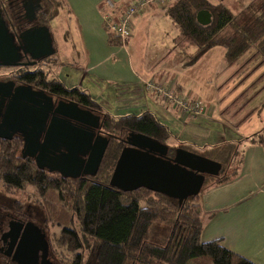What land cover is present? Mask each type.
<instances>
[{
    "label": "trees",
    "instance_id": "trees-1",
    "mask_svg": "<svg viewBox=\"0 0 264 264\" xmlns=\"http://www.w3.org/2000/svg\"><path fill=\"white\" fill-rule=\"evenodd\" d=\"M43 1L39 0L44 4L40 14L43 23L48 24L61 13L67 14L63 0ZM199 10L211 14L209 24L200 25L196 21ZM243 10V17L237 20L226 5L209 0H175L166 9L181 33L199 48L198 55L219 45L225 47L226 60L231 63L255 45L264 59V0H250ZM107 12L105 5L104 13ZM107 31L109 42L120 45L112 32ZM57 78L48 81L39 70L37 85L101 114V128L111 135L98 171L92 176L64 178L39 170L33 161L5 151L0 153V180L20 182L14 188L34 186L38 197L43 198L39 201L43 205L41 211L55 231L56 257L61 264H187L197 257H207L212 264H254L225 248L220 239L203 242L200 238L203 226L199 195L205 185L222 184L235 177L238 141L208 146L178 141L177 146L221 164L218 175H206L200 192L181 204L143 187L127 192L119 190L108 183L124 146L117 137L123 139L128 132H137L168 143L173 137L171 130L150 111L112 115L87 91L77 86L67 88ZM248 139L259 142L263 134L259 131ZM3 205L6 204L0 206Z\"/></svg>",
    "mask_w": 264,
    "mask_h": 264
},
{
    "label": "crops",
    "instance_id": "crops-1",
    "mask_svg": "<svg viewBox=\"0 0 264 264\" xmlns=\"http://www.w3.org/2000/svg\"><path fill=\"white\" fill-rule=\"evenodd\" d=\"M112 1L117 9L114 16H117L132 0ZM209 1L226 5L225 0ZM233 1L245 7L250 2ZM63 2L67 10L65 15L69 19L73 17L77 26L79 42L75 43L72 31H69L68 35L62 34L61 37L65 38L78 54L82 52V59L71 60L82 62L78 69L85 84L86 81L88 84L92 83L98 96H105V88L109 89L112 86L117 87V92L113 90L110 93L113 92L119 99L122 98L120 92L128 93V97L119 101V107H115L114 113H111L98 101L99 99L90 94L89 87H80L87 91L104 111L115 116L130 114L126 113L127 111L140 110H132V107L150 111L168 126L173 134L171 140L176 145L178 141L197 146L216 145L225 141L239 142V163L235 177L222 184H207L199 195L203 226L200 238L203 242L220 239L225 248L254 264H264V87L256 91L252 97L254 100L251 98L245 102L237 100L238 92L230 94L227 89L224 91L226 94L222 93L223 88L227 87L226 84L232 82L234 85L233 80L240 73L237 70L223 69L230 64L225 60L223 46L209 48L185 67L182 65L185 62H179V57L172 59L162 68L161 61L157 58L158 53H155L154 57L140 55L138 41L151 24L158 26L153 37L156 39L154 43L158 44L159 52H161L159 36L165 39L161 42L162 46L178 48L177 55L182 51L191 57L194 51L199 52V48L197 51V46L181 33L180 28L167 15L166 9L175 0L169 1L164 7L149 3L143 12L136 14L135 17H138L134 21L135 24L132 21L131 35L123 45L109 42L110 35L103 22L105 9L103 0ZM146 19L149 24L145 25L143 31H138V25L144 24ZM211 51H217L214 52L215 59L212 58ZM222 54L223 59H220ZM202 56L203 66L196 64ZM260 65L263 66L259 70L261 72L264 63ZM149 67L157 70L155 73L147 71ZM253 78L254 75L249 73L246 78L248 85L243 87L250 90ZM144 80H154L170 86L183 99L202 102L205 109L200 114L191 116L163 100L164 104L157 102L152 92L148 93L143 89ZM249 107H253V110ZM227 110L230 112H226ZM247 120L251 123H246ZM259 131L263 134V140L251 142L248 136ZM187 264L212 263L207 257H197L190 259Z\"/></svg>",
    "mask_w": 264,
    "mask_h": 264
},
{
    "label": "water",
    "instance_id": "water-1",
    "mask_svg": "<svg viewBox=\"0 0 264 264\" xmlns=\"http://www.w3.org/2000/svg\"><path fill=\"white\" fill-rule=\"evenodd\" d=\"M196 21L207 25L211 14L207 10H199ZM4 24L0 8V65H19L16 62L19 59L17 47ZM19 39L25 42L23 51L37 59L56 52L52 34L46 25L25 30ZM30 48L37 49V54H33ZM0 86L5 84L0 83ZM19 88L14 89V99L7 103L5 111L0 110V130L11 122L28 128L32 133L37 122V138L40 135L43 138L39 146L41 150L38 155L30 154L29 157L34 159L38 169L45 168L64 178L95 175L111 136L94 132L101 128V114L83 108L73 100H59L54 105L51 97L45 96L43 91H33L31 86ZM49 114L51 118L46 123ZM30 140L27 148L34 143L36 136L32 135ZM125 141L128 146L121 148L108 182L125 192L143 187L177 199L181 204L187 197L200 192L206 175L217 176L221 169L219 162L180 146L175 147L172 158H167L168 145L142 133L128 132ZM60 145L65 147L62 155L57 154L49 160L53 161L52 165L47 164L45 161L49 157L44 154L45 150ZM27 251L29 255L33 253L31 245Z\"/></svg>",
    "mask_w": 264,
    "mask_h": 264
},
{
    "label": "flooded vegetation",
    "instance_id": "flooded-vegetation-1",
    "mask_svg": "<svg viewBox=\"0 0 264 264\" xmlns=\"http://www.w3.org/2000/svg\"><path fill=\"white\" fill-rule=\"evenodd\" d=\"M38 2L39 0H0L1 14L5 22L4 26L7 28L8 34L13 37L12 41L17 47V53L19 55V59L16 61L19 65H0V83L3 85L5 84V86H0V110L3 112L5 111L7 103L14 99V89L22 86H31L33 91H43L45 96L51 97V101L54 105H56L59 100H71L69 97L56 94V92L52 91L50 88L44 89L37 85V72H39V70L44 72L45 78L48 81L54 78V76L45 73L47 71L45 67L50 65L48 60L54 54L37 59V57H32L29 52L25 53L23 51L25 42H21L19 39L22 33L38 25H48L42 22V15H40L44 8V4ZM51 34L53 33L51 32ZM30 51L33 54H37V49L30 48ZM39 100H41V98ZM41 105H43V103H41ZM50 118L51 115L49 114L46 118V123H48ZM61 125L67 127L64 123ZM3 127L4 128L0 130V134L2 133V135H0V153L6 151L7 154L10 153L21 159H29L34 162V159L29 157V155H38L41 150L39 146L43 141L42 135L37 138V122L35 123V129L32 133L28 128L22 127L17 123L13 124L9 122V124H5ZM90 130L93 131V129ZM94 132H99L101 136H107V132L102 128ZM30 135H35L36 140L33 144H29L27 148L28 143L31 142ZM126 135L123 139L117 137L119 141L124 143V146H128L125 141ZM54 144L55 143H53V145ZM64 148L65 147L61 145L56 146V148H47L44 154H46L49 159L45 162L52 165L53 161L49 160L56 157L57 154L61 156ZM174 149V146L168 145L167 158H172L174 156ZM18 162L19 160L16 161V163ZM39 170L47 171L45 168ZM0 181V186L2 184L5 187L14 188V184H19V182L16 181ZM21 205L19 200L13 199L9 204L3 205L4 207L0 206V260L2 262L0 264H61L60 260L56 257L57 247L55 240L56 235H54L55 231L43 216L41 211L43 205H41V202L37 201V205L32 207L25 205L23 208ZM30 245L34 251L29 255L27 248Z\"/></svg>",
    "mask_w": 264,
    "mask_h": 264
},
{
    "label": "rangeland",
    "instance_id": "rangeland-1",
    "mask_svg": "<svg viewBox=\"0 0 264 264\" xmlns=\"http://www.w3.org/2000/svg\"><path fill=\"white\" fill-rule=\"evenodd\" d=\"M45 1L47 2L48 0H44L43 2L45 3ZM212 1H215V0H212ZM225 3H226V6L229 7V9L232 10L234 14L237 16V20H240L243 17L242 11H244L243 9L245 7L243 6V4L237 1H233V0H225ZM51 10H52V7L49 8L50 12ZM137 17L134 16L132 18L133 24H135L134 21ZM147 24H149L148 19L145 20L144 24L142 23L138 25V31L139 30L143 31L145 25L147 26ZM47 26L50 29V31L53 33L52 36H53V42H54V47L56 48V52L54 53V55H52L49 58L48 62L50 63V65L45 67V70H47L45 73L50 74L51 76L58 77L57 79L60 82L62 81V83L67 88L69 87L72 88L75 86L79 88L89 87L90 94L93 95L97 100L99 99L98 101L105 107L106 110H108L111 113H114L116 109L115 107H119V104H120L119 101L123 100L124 98L126 99L128 97V93L125 91L120 92L119 94L122 96V98L119 99V96L117 97V95L114 94L113 92L110 93L113 90L117 92V87L112 86L109 89L105 88L106 89L105 94H104L105 96H101V95L98 96L95 93L96 89L92 83L88 84V82L86 81V84H85V81H83V78L81 75V71L80 69H78V67L82 65V62H73L71 60V59H76V58L82 59L83 57L82 52L78 54L77 51L71 48L69 42H67L65 38L61 37L62 34L68 35L66 31L68 32L72 31V36H74L75 38V43L79 42L78 29L73 20V17L69 19L63 13H61L60 16H57L55 19L50 20ZM157 28L158 26L156 24H151L148 26V28L145 29L142 39L138 41V46L140 47L139 49L140 55H144L146 57L148 56L154 57L155 53H158L159 55L157 56V58L159 59L158 61H161L162 68H164V66L167 65L168 62H170L172 59H175L176 57H179V62L180 61L185 62L184 64H182L184 67L188 65V63H191L190 61L196 58V56L198 55V52H195V51L193 53L190 52L191 57L190 56L188 57L186 53L182 51L180 52L179 55H177L178 48L176 47L162 46L161 42L165 41V39L160 38V36H159V43L161 46V52H159L157 50L158 44L156 42L154 43L156 39L153 37V35L157 32ZM183 48L185 47L183 46ZM197 51H198V47H197ZM211 52H212V58L215 59L216 56L214 55L215 54L214 52H217V51H211ZM225 53L226 51L224 52V56L226 60ZM139 54L137 53L136 55L138 56ZM204 56L199 58L196 64H202L203 66L204 59L202 58ZM84 57H85V53H84ZM213 59L211 60L214 61ZM220 59H223V54L222 56H220ZM261 63H264L263 57L257 53L256 46L251 45L249 49H247V51H245L243 54L238 56L227 67L223 68V69H229V70H237L240 73L233 80L234 85L232 82L226 84L227 87L225 86L223 88L222 93L226 94V92L224 91L227 89H228L227 91L230 92V94H232L233 92H238L237 100H239L240 102H245L246 100H250L252 97H254L253 95L256 93V91H258L261 87H264V69L261 70V72L259 71L260 68H263V66L260 65ZM156 70L157 68H152V67L147 68V71H152L153 73H155ZM249 73L254 75V78L252 79L251 84L249 83L250 90H248V87H245V88L243 87L244 85L245 86L248 85V81H246V78L249 75ZM149 79L151 78L149 77ZM261 84L262 86H260ZM145 91L148 93L150 92L148 90H145ZM152 96L157 102H160V103L163 102L156 95L153 94ZM252 99L254 100V98ZM131 109L132 110L140 109V110L127 111L126 113H131V112L141 113L144 111L143 109L137 108V107H132ZM249 109L253 110V107H249ZM226 112H230V110H227ZM246 123H251V121L247 120ZM167 144L174 146V147H177L178 145V144L176 145V143L173 142L171 139H169ZM13 199L19 200L23 208L25 205H29L31 207L34 205H37V201L43 200V198L38 197L37 191H35L34 186H30L26 184L18 188H13V187L6 188L4 185L1 184L0 186V205H2V203L7 205Z\"/></svg>",
    "mask_w": 264,
    "mask_h": 264
},
{
    "label": "built area",
    "instance_id": "built-area-1",
    "mask_svg": "<svg viewBox=\"0 0 264 264\" xmlns=\"http://www.w3.org/2000/svg\"><path fill=\"white\" fill-rule=\"evenodd\" d=\"M169 1L171 0H132L117 16H114L117 10L114 2L112 0H104L108 12L104 13L103 22L106 24L107 30L112 32L118 38L120 44L123 45L131 35L132 18L137 13L143 12L149 3L153 2L164 7ZM142 85L145 90L152 92L159 99L179 107L182 113L194 116L205 109L202 102L185 100L173 88L157 81L144 80Z\"/></svg>",
    "mask_w": 264,
    "mask_h": 264
},
{
    "label": "bare ground",
    "instance_id": "bare-ground-1",
    "mask_svg": "<svg viewBox=\"0 0 264 264\" xmlns=\"http://www.w3.org/2000/svg\"><path fill=\"white\" fill-rule=\"evenodd\" d=\"M120 13V12H119ZM118 15V14H117Z\"/></svg>",
    "mask_w": 264,
    "mask_h": 264
}]
</instances>
